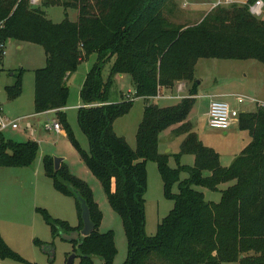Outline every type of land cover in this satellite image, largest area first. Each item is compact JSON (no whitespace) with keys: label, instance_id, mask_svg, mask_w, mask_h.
<instances>
[{"label":"trees","instance_id":"trees-1","mask_svg":"<svg viewBox=\"0 0 264 264\" xmlns=\"http://www.w3.org/2000/svg\"><path fill=\"white\" fill-rule=\"evenodd\" d=\"M30 1L0 0V44L15 40L44 48L46 65L34 72L35 114L57 111L71 144L100 181L125 229L129 246L125 264H264V108L241 112L239 127L249 133L251 142L229 167H223L220 154L199 140L189 121L198 96L195 71L200 59L250 60L264 66V19L250 12L257 0L219 5L191 26L168 20L173 0H42V8H32ZM49 6L63 7L66 18L60 23L50 20L43 9ZM70 9L78 11L77 21L70 20ZM93 55L97 62L86 76L83 106L78 109L79 126L89 141L87 152L62 110L68 107L69 78ZM111 62L104 80L103 71ZM25 72L12 71L14 83L6 87L10 101L22 95ZM118 75L130 76L136 98L146 101L174 90L180 82L191 84L189 97L177 104L145 107L135 149L114 130L115 122L128 115L135 102L123 93L121 100L114 97ZM171 128L175 136L184 137L176 168L169 164L171 155L160 152V137ZM39 150L36 141L14 142L2 132L0 168H29ZM185 155L195 157L193 166L181 164ZM148 162L157 164L164 195L175 203L152 237L145 231ZM43 170L59 193L75 199L80 215V225L72 227L37 209L53 237L83 229L82 198L95 231L81 238L80 264H95V258L113 264L118 254L115 233L99 232L104 216L91 186L72 174L67 163L56 171L50 155L43 158ZM183 172L189 176L181 180ZM197 187L219 192L220 201H206ZM0 254L3 259L22 260L1 236Z\"/></svg>","mask_w":264,"mask_h":264},{"label":"rangeland","instance_id":"rangeland-1","mask_svg":"<svg viewBox=\"0 0 264 264\" xmlns=\"http://www.w3.org/2000/svg\"><path fill=\"white\" fill-rule=\"evenodd\" d=\"M61 1V0H60ZM189 6L183 7L180 0H173V7H169L166 13L168 20L173 24L195 25L202 21L209 10L215 4L221 3L223 7L231 4L245 5L248 0H233L229 4L226 0H188ZM32 8L35 7L31 5ZM37 7L42 8V0ZM50 20L55 23L62 22L65 18V10L61 6H49L43 8ZM210 13V12H209ZM70 20L77 21L78 11L68 10ZM264 19V16L261 17ZM22 45V48H19ZM6 56L3 58L0 69V106L3 114L10 119L31 117L28 121H18L19 129L8 128L3 131L6 139L14 142H28L36 139L40 144L39 156L35 163L29 168L13 169L4 168L0 174V236L6 245L22 260L17 261L12 258L3 259L0 254V264H68L70 257L76 256L73 264H80L77 248L69 241L61 237H53L51 227L46 223L44 217L37 212V209L46 210L49 215L56 220L68 222L72 227L80 225V215L75 199L59 193L53 186L43 170V158L50 156L61 157L67 163L72 174L87 182L94 193L95 202L99 205L103 213V220L99 227L100 233L114 231L115 244L118 254L113 264H125L128 260L129 246L128 239L121 218L111 208L100 181L92 174L85 165L77 150L71 144L67 135L57 133L55 130L47 129L48 124L59 122L58 113L36 116L34 113L35 94V71L44 68L46 63V53L43 47L30 43H20L10 40L5 48ZM97 62V56L93 55L88 60L79 65L77 72L67 82L69 88L68 107L63 111L76 140L81 147L89 152V141L82 132L78 123V109L83 106L81 91L87 74ZM113 62L107 64L103 71V78L107 80L110 67ZM24 68L26 70L23 78V93L14 101H10L7 96L6 87L14 83L11 77L12 71ZM195 77L199 84L196 104L189 116V121L193 125V131L199 140L207 147L213 148L220 154L221 165L229 167L247 146L248 132L242 130L231 131L225 135L223 131L211 129L208 124V112L210 105L209 96L221 95H241L264 102V66L257 61H234L219 59H200L196 65ZM186 85L189 91L191 84L180 82ZM114 97L121 100V94L135 93L130 76L125 75L115 77ZM118 94V95H117ZM189 93L187 92L186 96ZM187 97V98H188ZM224 101L233 102L232 98H223ZM178 100L165 99H137L130 113L119 118L114 125L115 133L119 137H124L131 148L137 145V132L143 119L145 107L147 105H157L168 107L177 104ZM237 103V102H236ZM243 112L258 110L257 104L246 101L238 104ZM35 115V116H34ZM27 124L30 128L27 130ZM62 132L64 131L63 126ZM174 128L165 131L160 137V152L170 154L169 164L172 168L177 167L175 156L180 152L184 137H177L173 132ZM33 138V139H31ZM65 158V159H64ZM195 157L185 155L181 158V164L193 166ZM148 190L146 198V234L155 236L158 226L173 210L175 203L164 195V185L159 174L157 164L148 162ZM11 173L20 175L27 181L20 185H13ZM208 175V174H206ZM188 173L181 174V180L188 178ZM30 177V178H29ZM29 178V179H28ZM26 185L25 192L21 191V186ZM228 185H221V189ZM197 190L205 194L206 201L219 202L221 194L211 190L197 187ZM8 195H2L3 193ZM173 193H178V186L175 185ZM37 240L41 244H37ZM53 244V247H51ZM44 246L47 249H44ZM49 246V249H48ZM51 247V248H50ZM95 264H103L99 258H95Z\"/></svg>","mask_w":264,"mask_h":264},{"label":"built area","instance_id":"built-area-1","mask_svg":"<svg viewBox=\"0 0 264 264\" xmlns=\"http://www.w3.org/2000/svg\"><path fill=\"white\" fill-rule=\"evenodd\" d=\"M183 3V7H188L190 4L188 0H180ZM228 4L232 2V0H226ZM30 4L37 7L40 5V0H31ZM222 5L221 3L216 4L213 8ZM250 12L255 17L261 18L264 16V1L257 0L253 5L250 6ZM6 46L1 43L0 44V65L3 58L6 56ZM180 88H178V92ZM136 94L133 92H128L125 96L127 99L131 101L137 100ZM238 104H243L246 101H250L251 103L257 104L259 108H264V102H260L256 99L241 96V95H233L232 96ZM165 98H175V99H184L186 97H182L179 95H171L170 97L159 93L158 96L152 99H165ZM210 105L208 112V124L211 129L220 130L223 132H227L232 127L235 120L239 119L241 112L231 105L228 101L221 100L217 96H209ZM18 120H13L4 116L2 110L0 109V133L11 128L13 130L18 129ZM47 129L55 130L56 132H61L62 127L58 122H54L53 124H48Z\"/></svg>","mask_w":264,"mask_h":264},{"label":"crops","instance_id":"crops-1","mask_svg":"<svg viewBox=\"0 0 264 264\" xmlns=\"http://www.w3.org/2000/svg\"><path fill=\"white\" fill-rule=\"evenodd\" d=\"M228 1V0H227ZM232 2H233V0H232ZM225 3H227L228 4V2H225ZM216 5V4H215ZM214 5V6H215ZM223 6V5H222ZM214 8H211V10H209L208 11V13L209 12H211L212 10H213ZM207 13V14H208ZM206 14V15H207ZM8 42H10V41H8ZM7 42V43H8ZM6 46H7V44H6ZM19 48L21 49L22 48V45H19ZM46 60H47V57H46ZM3 63L4 62H2V65H3ZM45 63H46V61H45ZM38 70V69H37ZM11 77H12V75H10ZM124 76L125 75H120V78H124ZM72 77V76H71ZM71 77L69 78V80L71 79ZM0 78H1V74H0ZM68 80V81H69ZM178 88H180V91L178 92ZM187 92L188 91H186V85L184 84V83H178L177 85H176V87H175V89L174 90H172V91H165V92H163V94L164 95H166V96H168V97H170L171 95H173V96H175V95H179V94H181V96L182 97H188V95L186 96V94H187ZM211 96H217L218 98H220L221 100H224L223 98H232V99H234L232 96H233V94H231V95H221V94H215V95H211ZM197 99V98H196ZM165 100H178V101H180V99H175V98H165ZM231 105H233L235 108H237L240 112H243L244 110H240L239 109V105H237V103H236V101H235V99H234V101L231 103V102H229ZM0 109L2 110V112L4 111L3 110V108L0 106ZM66 110V108H64L62 111H65ZM257 110H255V111H253V110H251L250 112H256ZM50 113H57V111H50V112H47V113H43V114H35L36 116H42V115H47V114H50ZM34 115V116H35ZM29 118H31V117H24V118H17V119H13V120H18V121H28L29 120ZM27 127V130L30 128V125L29 124H27L26 125ZM11 129V128H10ZM18 129H19V127H18ZM15 130H17V129H15ZM237 130H239L240 131V127H239V119H237V120H235L234 121V123H233V125H232V127L230 128V130L229 131H227V132H224L225 133V135H228V133H230L231 131H237ZM245 132V131H244ZM57 133H62V134H64V135H67L66 134V132H65V130L62 132V130H61V132H57ZM31 139H33V138H31ZM33 141H36L38 144H39V142L36 140V139H33ZM251 142V137H250V135H249V137H248V140H247V142H246V145H248L249 143ZM39 146H40V144H39ZM242 152V151H241ZM48 155H50V154H48ZM65 159V158H64ZM64 162H65V160H64ZM1 170H5L4 168H0V174H2V172H4V171H1ZM8 176H10L11 178H9L11 181H13V185H19L20 183L22 184V182H24L25 183V181H27L26 179H24L23 177H21L20 175H15V173H11L10 175H8ZM30 178V177H29ZM28 178V179H29ZM20 184V185H21ZM25 190H26V185H23V186H21V191L20 192H25ZM3 196L4 195H8L7 193H3L2 194Z\"/></svg>","mask_w":264,"mask_h":264},{"label":"water","instance_id":"water-1","mask_svg":"<svg viewBox=\"0 0 264 264\" xmlns=\"http://www.w3.org/2000/svg\"><path fill=\"white\" fill-rule=\"evenodd\" d=\"M63 161L64 160L61 157H54L56 171H58L61 168V164ZM79 201L81 203L83 229L81 231H75L70 234H62V239L65 241L79 242V244L76 247L77 249H79L81 245V238L89 237L95 231V224L91 220L90 209L87 205V202L82 198H79ZM75 258H76L75 255L70 257L68 264H73Z\"/></svg>","mask_w":264,"mask_h":264}]
</instances>
